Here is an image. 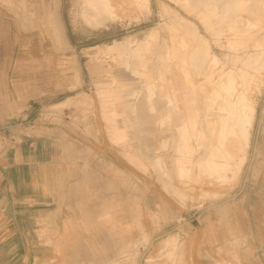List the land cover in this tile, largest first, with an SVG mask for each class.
Masks as SVG:
<instances>
[{
    "label": "rangeland",
    "instance_id": "obj_1",
    "mask_svg": "<svg viewBox=\"0 0 264 264\" xmlns=\"http://www.w3.org/2000/svg\"><path fill=\"white\" fill-rule=\"evenodd\" d=\"M258 2L0 0V264H243L264 240ZM219 72L253 113L240 160L209 173L201 153L217 126L205 119L201 137L192 115ZM181 80L196 102L181 103ZM173 82L181 107L166 112Z\"/></svg>",
    "mask_w": 264,
    "mask_h": 264
},
{
    "label": "bare ground",
    "instance_id": "obj_2",
    "mask_svg": "<svg viewBox=\"0 0 264 264\" xmlns=\"http://www.w3.org/2000/svg\"><path fill=\"white\" fill-rule=\"evenodd\" d=\"M264 0H259L257 5H259ZM242 3L235 2L231 14L237 15L234 11V7L240 8ZM189 26V25H188ZM190 27V26H189ZM206 54L200 58L202 62L206 61ZM192 60H197L192 58ZM196 61V62H197ZM233 76L229 73H218V80L215 89L210 93L207 92L204 85H199L200 91L209 98L210 106L206 110L197 107L196 114L192 115L193 119L197 118L198 134L201 137H206V127L205 123H213L217 126V137L215 142L212 141V137L207 138L204 145V153H201V158L204 159L203 166L207 169L209 173H217L223 168H228L235 161L236 158L240 160V155L244 152V146H248L249 132L247 125L251 124L250 117L248 113L252 114L253 110L251 107L244 105L242 94L236 90V85L234 84ZM179 87L175 82L171 88H173V95L168 94L166 91V97L164 102L166 104L165 110L169 112L171 107H181L180 98L176 92V86L179 87L182 92L185 86V80L177 82ZM200 97L196 92L186 91L181 97V103L185 104L190 101L196 102ZM153 104H155L153 102ZM156 108V106H155ZM198 110V111H197ZM191 115V114H190ZM183 115L175 116L178 121V125L181 130V139L177 142L178 150L187 153L189 149L188 138L191 134V130L187 126L183 125L182 118ZM191 118V116H189ZM210 118L208 121L205 120ZM246 141V143H245ZM174 142L172 141V145ZM221 156V160L218 158ZM232 158V160H231ZM185 164L183 159H179L177 162V169L179 174L183 175L186 172ZM220 172V171H219ZM165 243L170 246L169 243H174L173 241H165Z\"/></svg>",
    "mask_w": 264,
    "mask_h": 264
},
{
    "label": "crops",
    "instance_id": "obj_3",
    "mask_svg": "<svg viewBox=\"0 0 264 264\" xmlns=\"http://www.w3.org/2000/svg\"><path fill=\"white\" fill-rule=\"evenodd\" d=\"M48 22V31L50 33V38L54 45H63L65 42L63 33L60 29V27L57 25V23L53 20V17L51 15H48L47 17ZM118 42H116L113 46H116ZM112 104H110L111 106ZM109 106V119L113 120V113ZM118 135V133H116ZM3 155L0 154V157ZM242 213H245V210L242 211ZM262 232H264V226L260 228ZM249 247V248H248ZM247 249L240 254H242L243 258V264H264V240L260 239L257 240V242L253 239L252 243H249Z\"/></svg>",
    "mask_w": 264,
    "mask_h": 264
}]
</instances>
